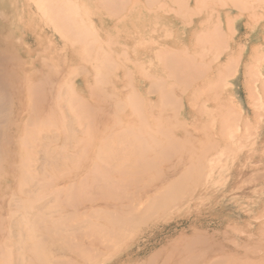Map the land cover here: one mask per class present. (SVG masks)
I'll return each instance as SVG.
<instances>
[{
    "label": "bare ground",
    "instance_id": "6f19581e",
    "mask_svg": "<svg viewBox=\"0 0 264 264\" xmlns=\"http://www.w3.org/2000/svg\"><path fill=\"white\" fill-rule=\"evenodd\" d=\"M131 1L101 0V4L116 15L130 8ZM231 1L238 9L253 2ZM86 2L35 1V9L43 21L57 28L55 33L63 39L57 51H50L49 46L54 47L53 40L47 37L46 53L41 56L42 69L37 66L27 69L32 55L16 53L13 45L0 43V264H158L153 255L137 261L135 256L138 253L131 246L134 241H129V232L136 226L145 228L147 222H155L160 215L188 202L194 190L211 185L217 188L223 181L222 177H214L206 169L209 165H217L220 155L225 152L210 158L202 135L193 137L192 144L199 147L192 149L191 129L184 126L178 129L183 121L180 112L162 107L177 106L179 100L174 92L184 86L187 89L192 87L189 105L195 109V116L205 114L204 107L208 108L206 105L210 101L208 104L204 100L199 103L192 96L205 95L208 100H214L216 95L223 96L217 76L229 65L225 61L232 54L226 56L225 61L220 56L232 47L235 31L225 40L207 33L199 35L198 41L212 45L207 52L205 49L196 54L185 48L184 51L167 54L165 63L175 82L162 79L165 87L159 95L163 97L162 107L159 105L158 110L149 111L152 102L143 109L138 103L134 106L117 98L125 93V89L104 94L107 101L115 98V110L92 109L83 103L86 98L83 92L87 90L91 96L97 95L94 90L95 85L103 81L102 67L96 69L94 75L85 76L80 86L76 85V78L82 72L76 67L82 62L90 63V66L104 63L112 67L115 56L94 53L95 50L101 52L99 45L95 44L100 41V36L92 21L88 24L82 19ZM142 2L152 10L161 7L169 11H173L169 3L178 4L173 12L182 17L187 15L184 9H191L190 0ZM29 6L25 3L23 10L28 11ZM253 8L258 6L253 4ZM144 15L142 12L141 17ZM255 16L259 18L264 14ZM141 17L140 21L132 24L144 25L145 19ZM226 20L232 27L230 14ZM30 21L28 14L23 16L20 13L1 20L0 27L3 34L13 31L23 39L29 32L27 26L33 24ZM147 23L153 26L150 20ZM216 24L225 36L220 15ZM68 49L72 51L68 62L58 63L59 52ZM48 51L55 58V64L47 61ZM204 54L213 56V65L212 61L199 59ZM65 64L74 66V69L64 76L62 69L57 67ZM21 70L26 73V88L22 89L19 97H15L10 89L5 88L9 83L6 76L9 72L15 74ZM46 70H53L52 76L56 77L49 86L45 75L30 85L32 76ZM246 73L252 75L251 71ZM132 75L130 71L124 73L128 78ZM153 85L157 87V84ZM48 90H54L53 100L48 108H44ZM129 96L133 99L139 94L131 92ZM230 118L223 116L219 120L226 124ZM164 140L168 141L166 145H163ZM176 149L187 159L191 156L194 165L181 168L178 176L170 177L162 164ZM8 157L10 162H5ZM194 169L201 172L191 181ZM204 200V196L195 198L196 203ZM208 240L207 235L199 233L191 240L181 237L174 244L178 247L174 249L176 262L169 258L160 264H230L224 257L212 263L210 252L216 254L222 246L206 244ZM252 249L247 251L253 253ZM191 251L193 255H190ZM116 256L120 257L113 261ZM231 258L234 259L233 264H253V258L250 260L235 253Z\"/></svg>",
    "mask_w": 264,
    "mask_h": 264
},
{
    "label": "rangeland",
    "instance_id": "374dc122",
    "mask_svg": "<svg viewBox=\"0 0 264 264\" xmlns=\"http://www.w3.org/2000/svg\"><path fill=\"white\" fill-rule=\"evenodd\" d=\"M35 1L0 0V21L22 13L23 16L28 14L30 22H33L27 26L29 32L24 34L23 39L16 36L13 31L3 34L0 27V43L13 45L16 53L28 52L32 55L33 59L26 65L27 69L33 66L43 68L41 56L46 53L47 37L53 40L54 47L49 46L50 51H57L63 43V39L55 33L57 28L46 24L41 14L36 11ZM251 1L253 2L247 3L245 8L238 9L231 0H190L191 9H184L186 17L173 12L178 6L175 3H169L173 11L160 9L161 7L159 10L156 8L152 10L142 0H132L130 8L116 15L105 9L101 0H87L83 4L85 8L82 19L88 24L92 21L100 36V41L95 44L99 45L101 52L95 50L94 53H110L115 56V61L111 63L112 67L104 63L90 66V63L83 62L76 67L82 72L76 78L78 86L84 83L81 80L85 76L94 75L96 69L102 67L103 81L98 86L95 85L94 90L97 95L91 96L87 90L82 91L86 96L83 103L92 109L98 107L107 111L115 110L113 108L115 98L107 101L104 94L125 89V93L118 95L117 98L134 106L138 103L143 109H146L147 103L152 102L149 111L158 110L159 105L162 107L163 97L159 95L165 87L162 79L169 83L175 82L168 73L165 63L167 54L184 51L185 48L196 54L197 51L205 49L207 52L212 45L198 41L199 35L207 33L225 40L232 31H235L231 39L232 47L224 50L220 56V59L225 61L226 56L232 54L231 58L225 61L229 65L217 76L223 96L220 98V95H216L214 100H208L205 95L192 96L191 98L199 103L203 100L204 103L210 101L206 105L208 108L204 107L205 114L195 116V109L189 105L192 87L187 89L184 86L174 92L179 100L177 106L162 107L168 108L171 112L174 110L180 112L183 121L179 123L178 129L183 126L191 129L192 149L199 147L192 144L193 137L195 139L202 135L201 137L206 139L205 145L209 148L210 158L217 157L222 151L225 152L220 155V162L217 165L216 163L209 165L206 169V172L214 177H222L223 181L217 188L211 185L194 190L188 202L167 214L160 215L155 222H147L145 228L133 227L128 239L134 241L131 246L138 253L135 256L137 261L149 259L153 255L160 264L165 259L177 257L174 256V249L178 248L174 246L175 240L181 237L191 240L199 233L209 237L206 244L222 246L220 252L216 254L210 252L212 263H217L220 257H224L233 264L234 259L231 255L235 253L250 260L253 258V264H264V16L259 18L255 16L258 13L264 14V0ZM25 3L30 4L28 11L23 10ZM253 4L258 8L254 9ZM142 12L145 15L141 17ZM228 14L232 20V27L226 20ZM218 15L222 18V27L219 26L226 33L225 36L217 28ZM140 17L145 19L144 25L132 24L140 21ZM148 20L153 23L152 27L147 23ZM50 51L47 53V61L55 64V58L51 56ZM60 52L58 63H67L71 49ZM215 52H218V49H215ZM212 58V55L206 54L199 56L203 61H212L213 65ZM44 60L46 61V56ZM57 69H62L61 74L65 76L72 72L74 66L65 64ZM247 70L252 72L251 76L246 73ZM127 71L132 72V78L124 76ZM25 74V70H21L15 74L9 72L6 76L9 83L5 84V88L10 89L15 97H19L22 89L26 88ZM53 74V70L39 72L32 76L33 80H29L30 85L37 83V79L45 75V82L49 86L56 78L52 76ZM153 84H157V87ZM216 86L219 87L218 84ZM131 92H136L139 96L130 99ZM53 93L54 90L47 91L48 98L44 108L50 106ZM231 109L236 111L230 112ZM223 116H231L227 119L231 121L225 124L224 120H219ZM163 122L167 123V120ZM167 143L168 141H163V145ZM190 157L187 159L181 156L180 150L176 149L162 165L172 177L177 175L179 169L194 165ZM5 162H10V158L8 157ZM200 172L199 169H194L191 181ZM256 175L261 177L256 178ZM196 196H204L205 200L196 203ZM145 230L147 231L143 234ZM195 246H198L197 243ZM248 248H253V253L248 252ZM190 255H193L192 251ZM117 257L120 256L114 257L113 261ZM174 260L176 262L175 258Z\"/></svg>",
    "mask_w": 264,
    "mask_h": 264
}]
</instances>
